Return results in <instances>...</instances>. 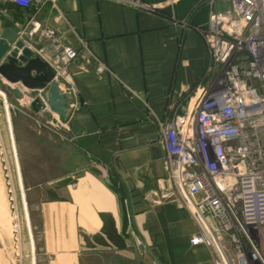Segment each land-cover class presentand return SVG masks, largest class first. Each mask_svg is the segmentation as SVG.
I'll list each match as a JSON object with an SVG mask.
<instances>
[{"label":"crops","instance_id":"1","mask_svg":"<svg viewBox=\"0 0 264 264\" xmlns=\"http://www.w3.org/2000/svg\"><path fill=\"white\" fill-rule=\"evenodd\" d=\"M144 1L152 9L125 0H57L38 11L0 3L4 25L39 55L49 58L51 46L29 31L33 20L78 51L62 79L73 108L65 140L47 132L22 140L32 165L22 186L41 197L33 210L24 203L29 264H215L208 246L191 244L199 227L189 212L154 194L166 176L162 127L210 63L198 28L211 7Z\"/></svg>","mask_w":264,"mask_h":264},{"label":"built area","instance_id":"2","mask_svg":"<svg viewBox=\"0 0 264 264\" xmlns=\"http://www.w3.org/2000/svg\"><path fill=\"white\" fill-rule=\"evenodd\" d=\"M125 1L152 9L144 0ZM208 1V23L198 30L210 63L162 127L166 176L154 194L189 212L199 227L190 242L208 246L215 264H264V0ZM1 2L38 11L57 0ZM29 31L50 43L51 56L42 57L62 82L78 51L38 21Z\"/></svg>","mask_w":264,"mask_h":264},{"label":"rangeland","instance_id":"3","mask_svg":"<svg viewBox=\"0 0 264 264\" xmlns=\"http://www.w3.org/2000/svg\"><path fill=\"white\" fill-rule=\"evenodd\" d=\"M205 3L210 6L208 0H201L199 7ZM207 23L208 21L202 24L200 30ZM29 94L35 93L24 91L19 99H15L4 88L0 89V264H29L30 237L24 203L26 201V205L33 210L41 197H32L25 186L26 182L22 186L23 172L27 174L28 167H32L28 164V150L23 148L24 135L25 139L30 140L35 133L43 132L64 140L66 136V122L50 111L34 112L29 100L25 98L31 97ZM57 126L60 128L57 129ZM22 129L26 133L23 134ZM48 189L44 192L47 193ZM47 197L49 196L45 194L42 199ZM35 218L33 213V221ZM33 233L37 236L36 230Z\"/></svg>","mask_w":264,"mask_h":264},{"label":"water","instance_id":"4","mask_svg":"<svg viewBox=\"0 0 264 264\" xmlns=\"http://www.w3.org/2000/svg\"><path fill=\"white\" fill-rule=\"evenodd\" d=\"M21 87L39 91L31 100V108L39 113L46 107L67 122L72 113V95L64 83L58 81L51 64L36 53L17 30L5 26L0 18V88L14 98L22 96Z\"/></svg>","mask_w":264,"mask_h":264},{"label":"bare ground","instance_id":"5","mask_svg":"<svg viewBox=\"0 0 264 264\" xmlns=\"http://www.w3.org/2000/svg\"><path fill=\"white\" fill-rule=\"evenodd\" d=\"M20 88H23V87H21L20 86ZM0 89H2V88H0ZM25 89V88H24ZM26 91H27V89H26ZM51 112V111H50ZM53 115H55L56 117H59L57 114H55V113H52ZM9 116V115H8ZM9 119V118H8ZM10 120V119H9ZM11 125V124H10ZM11 127V126H10Z\"/></svg>","mask_w":264,"mask_h":264}]
</instances>
